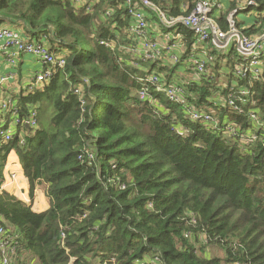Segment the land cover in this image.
<instances>
[{"label": "trees", "instance_id": "obj_1", "mask_svg": "<svg viewBox=\"0 0 264 264\" xmlns=\"http://www.w3.org/2000/svg\"><path fill=\"white\" fill-rule=\"evenodd\" d=\"M150 1L169 20L199 0ZM253 1L226 0L221 30L237 10L250 18L234 16L244 34L261 33L264 0ZM96 2L0 0V22L23 23L27 38L45 39L65 61L39 90L17 96L22 116L35 106L38 128L19 127L0 153V176L14 151L29 184V205L0 193L17 264H264V59L258 79L239 76L235 47L200 52L190 30L146 10L150 40L172 32L181 44L145 60L125 0ZM94 12L105 17L97 26ZM200 53L197 79L189 62ZM170 88L181 91L176 100ZM37 188L44 211L34 210Z\"/></svg>", "mask_w": 264, "mask_h": 264}, {"label": "built area", "instance_id": "obj_2", "mask_svg": "<svg viewBox=\"0 0 264 264\" xmlns=\"http://www.w3.org/2000/svg\"><path fill=\"white\" fill-rule=\"evenodd\" d=\"M247 6H256L253 0H242ZM74 4H82L81 0H73ZM226 0H199L196 2L194 9L187 16H180L175 19H166L163 13L159 12L150 0H138V5H133L131 0H125V5L129 7V16L131 22L128 27V32L137 38L139 50L135 53L140 55L145 60L157 59L158 48H166L174 52L177 51L181 44L180 36L175 33H168L159 39L150 40L146 29L148 27L144 11H154L160 22L166 27H173L175 24H180L184 28L190 30L196 37L198 44H205L210 47H215L220 51H225L228 47H235L238 54L242 57L243 64L238 69L237 74L245 77L246 72H250L253 79H258L262 72V60L264 59V29L257 35L248 36L242 32L244 28H239L234 16L238 11H233L226 17L227 31L223 32L218 24V17L225 11ZM245 9V8H243ZM107 17L110 12L105 13ZM253 19L257 18V13L251 11L249 14ZM255 25L258 22H254ZM256 29V28H255ZM52 37V35L50 34ZM161 43V44H160ZM155 52V53H154ZM150 53H154L151 55ZM0 55L5 59V62L10 67L15 66L20 55H29L34 57L45 70L36 74L22 89L20 95H28L36 90H39L43 82L49 81L54 67L63 68L65 61L62 57L53 51L50 44L46 40L33 41L29 38L24 39L16 29L2 26L0 27ZM172 62H177V58L172 56ZM193 66L192 73L198 79V75L205 73V66L202 59L196 58L189 62ZM11 75H3L0 69V153L3 145H6L14 140V136L18 134L19 127L29 130H36L38 124L36 121V110L34 105H28L22 116V106L20 99L17 96L6 94L3 91V86L7 83ZM181 93L176 88H170L167 96L170 100H176V93ZM246 96L248 93L243 91L240 93ZM140 98L145 96L141 92ZM193 121L202 120L209 121L207 116L193 114ZM257 117L251 116V120L255 121ZM21 134V130H20ZM19 134V135H20ZM16 174L8 173L9 181H13ZM3 177L0 176V192L4 189ZM17 241L11 234L5 220L0 214V264H17L16 258Z\"/></svg>", "mask_w": 264, "mask_h": 264}, {"label": "crops", "instance_id": "obj_3", "mask_svg": "<svg viewBox=\"0 0 264 264\" xmlns=\"http://www.w3.org/2000/svg\"><path fill=\"white\" fill-rule=\"evenodd\" d=\"M147 15V14H146ZM10 27L17 30V27L23 28V38L27 39V36H30L28 33L27 27L23 23H14L9 20H4L0 22V27ZM160 36V37H159ZM162 35H157V39L162 38ZM52 47V46H51ZM200 52L203 51V46L198 47ZM197 58L202 59L203 53H200ZM186 63V61H184ZM0 69L3 75H11L8 79L7 83L3 86V91L6 94H11L16 97L20 94L22 89L27 85V83L38 73L45 70V68L32 56L29 55H20L18 60L16 61L15 66L10 67L5 62V59L2 55H0ZM180 74H184L186 76V72L184 69L179 70ZM13 172L16 174V177L13 181H9L8 173ZM1 175L3 177L2 181H4V189L0 192H6L19 201L23 202L26 205L30 204L29 199V184L27 179L24 177L22 167L16 156L14 151H11L4 163V167L1 171ZM34 210L36 211H44L47 209V202L44 198L43 191L40 188H37L34 192Z\"/></svg>", "mask_w": 264, "mask_h": 264}, {"label": "rangeland", "instance_id": "obj_4", "mask_svg": "<svg viewBox=\"0 0 264 264\" xmlns=\"http://www.w3.org/2000/svg\"><path fill=\"white\" fill-rule=\"evenodd\" d=\"M82 1V5H85L86 3H88V4H90V5H92V6H95L96 5V1L97 0H81ZM248 15H246L245 13H239L238 15H237V20L238 21H241V22H244L245 24H247V22H248V19H250V18H248L247 17ZM92 17H93V21H94V23L96 24V26L97 25H99L101 22H102V20H104V16H103V14L100 12L99 14L97 13V12H94L93 13V15H92ZM247 17V18H246ZM149 28H152V26L151 25H149ZM17 31L20 33V34H22L23 35V28L22 27H17ZM160 37V36H159ZM158 37V39L161 41V38H159ZM162 38H163V36H161ZM161 44V43H160ZM214 49H216L215 47H213ZM217 51H220L219 49H216ZM221 66L222 67H224L225 66V61H222L221 62ZM209 71V70H208ZM187 76V75H186ZM186 76H184V74H180V75H178V76H175V78L174 79H176V80H185L184 79V77H186ZM193 76H192V74H190V75H188V79H191ZM188 79H186V80H188ZM221 80V79H220ZM179 82V81H178ZM183 81H181V83H182ZM180 83V82H179ZM221 83L223 84V82H222V80H221ZM20 95V94H19ZM209 255L211 256V255H213V256H220V257H222V254H221V252H219V251H212V250H210L209 251ZM22 258V257H21Z\"/></svg>", "mask_w": 264, "mask_h": 264}]
</instances>
